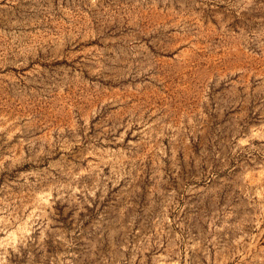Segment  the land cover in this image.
Masks as SVG:
<instances>
[{"label":"rangeland","instance_id":"374dc122","mask_svg":"<svg viewBox=\"0 0 264 264\" xmlns=\"http://www.w3.org/2000/svg\"><path fill=\"white\" fill-rule=\"evenodd\" d=\"M0 264H264V0H0Z\"/></svg>","mask_w":264,"mask_h":264}]
</instances>
